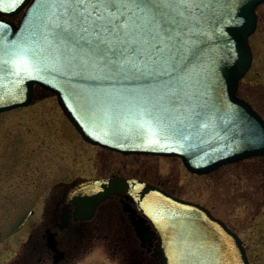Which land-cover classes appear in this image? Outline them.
I'll return each instance as SVG.
<instances>
[{"label": "water", "instance_id": "95a60500", "mask_svg": "<svg viewBox=\"0 0 264 264\" xmlns=\"http://www.w3.org/2000/svg\"><path fill=\"white\" fill-rule=\"evenodd\" d=\"M169 2L167 10L157 7L158 0H142L162 31L174 36L170 51L154 59L141 39L137 53L130 49L123 66L115 67L95 56L87 64L70 62L67 44L78 56L107 49L54 34L49 25L56 0H0L4 16L27 8L19 25L0 18V113L29 106L37 85L57 96L93 145L126 155L180 157L199 175L263 156L264 119L238 91L253 63L250 37L264 0ZM126 23L133 27L131 18ZM126 193L158 233L162 264H251L240 236L207 208L144 181H87L71 192L69 203L77 205L76 219H91L106 199Z\"/></svg>", "mask_w": 264, "mask_h": 264}, {"label": "rangeland", "instance_id": "374dc122", "mask_svg": "<svg viewBox=\"0 0 264 264\" xmlns=\"http://www.w3.org/2000/svg\"><path fill=\"white\" fill-rule=\"evenodd\" d=\"M257 14L258 27L250 39L253 63L238 93L264 117V3ZM116 173L162 184L207 207L243 239L251 264H264V157L198 175L176 157L113 152L86 142L57 97L40 89L29 107L0 114V264L23 261L21 245L51 210L50 196L68 189L58 184ZM31 210L32 221L24 225ZM102 242L77 264H122L129 251H115L109 241Z\"/></svg>", "mask_w": 264, "mask_h": 264}, {"label": "flooded vegetation", "instance_id": "af4514ba", "mask_svg": "<svg viewBox=\"0 0 264 264\" xmlns=\"http://www.w3.org/2000/svg\"><path fill=\"white\" fill-rule=\"evenodd\" d=\"M117 175L123 176L116 173L109 177ZM135 178L177 196L162 184ZM83 182L58 184L68 189L58 196H50L51 210L39 225L35 224L21 245L24 257L19 264H77L85 252L102 241H109L115 251H129L124 253L122 264H162L161 239L129 194L111 196L99 205L91 219L75 218L76 205L69 203V197ZM33 216L25 224L32 221Z\"/></svg>", "mask_w": 264, "mask_h": 264}, {"label": "snow or ice", "instance_id": "6c2138e0", "mask_svg": "<svg viewBox=\"0 0 264 264\" xmlns=\"http://www.w3.org/2000/svg\"><path fill=\"white\" fill-rule=\"evenodd\" d=\"M23 2L24 0H19V3ZM56 2L59 8L53 14L49 25L54 34L59 30L74 35L79 41H85L89 45L95 42L97 48L107 49L104 55L88 51L87 56H78L77 47L67 44L65 53L70 62L87 64L89 58L95 56L115 67H121L130 55L128 54L130 49H135V54L137 53L141 39H146L148 54L154 59L157 54L170 51V46H173L174 36L162 31V25L158 22L153 8L146 6L142 0H56ZM242 2L243 0H238V3ZM130 4L136 7L129 8ZM169 5H171L169 0H158L157 3V7L167 10ZM129 18L133 21L131 28L126 23ZM154 27L157 30H153ZM139 58L143 59V53Z\"/></svg>", "mask_w": 264, "mask_h": 264}]
</instances>
